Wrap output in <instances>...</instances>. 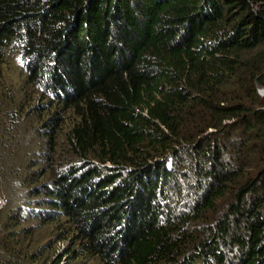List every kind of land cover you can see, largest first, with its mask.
I'll return each instance as SVG.
<instances>
[{
	"label": "trees",
	"instance_id": "16d2710c",
	"mask_svg": "<svg viewBox=\"0 0 264 264\" xmlns=\"http://www.w3.org/2000/svg\"><path fill=\"white\" fill-rule=\"evenodd\" d=\"M262 87L264 0H0V264H264Z\"/></svg>",
	"mask_w": 264,
	"mask_h": 264
},
{
	"label": "rangeland",
	"instance_id": "374dc122",
	"mask_svg": "<svg viewBox=\"0 0 264 264\" xmlns=\"http://www.w3.org/2000/svg\"><path fill=\"white\" fill-rule=\"evenodd\" d=\"M11 58V56H10ZM7 65H8V61H7ZM12 67V66H11ZM5 196H0V200H3V203L0 205V209L4 206V204L6 203V199L4 198ZM63 247V246H62ZM65 264V263H64Z\"/></svg>",
	"mask_w": 264,
	"mask_h": 264
},
{
	"label": "water",
	"instance_id": "95a60500",
	"mask_svg": "<svg viewBox=\"0 0 264 264\" xmlns=\"http://www.w3.org/2000/svg\"><path fill=\"white\" fill-rule=\"evenodd\" d=\"M259 92H260L261 95L264 96V87L260 88V89H259Z\"/></svg>",
	"mask_w": 264,
	"mask_h": 264
},
{
	"label": "built area",
	"instance_id": "2783aa9c",
	"mask_svg": "<svg viewBox=\"0 0 264 264\" xmlns=\"http://www.w3.org/2000/svg\"><path fill=\"white\" fill-rule=\"evenodd\" d=\"M2 203H3V200L1 199V200H0V205H1Z\"/></svg>",
	"mask_w": 264,
	"mask_h": 264
}]
</instances>
